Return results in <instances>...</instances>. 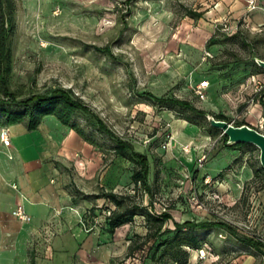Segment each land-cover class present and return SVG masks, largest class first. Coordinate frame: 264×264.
<instances>
[{
    "label": "rangeland",
    "instance_id": "obj_1",
    "mask_svg": "<svg viewBox=\"0 0 264 264\" xmlns=\"http://www.w3.org/2000/svg\"><path fill=\"white\" fill-rule=\"evenodd\" d=\"M235 1L236 18L230 0H15L10 91L24 100L64 90L91 114L75 112L70 127L47 116L30 132L27 119L5 126L0 116L16 146L0 150V264H175L158 259L160 252L150 259L141 217L109 235L115 208L96 199L103 193L128 197L123 209L224 223L238 238L264 241L259 150L227 146L205 116L146 96L185 101L264 134V69L253 60L264 62V0ZM188 11L203 16L190 19ZM96 120L147 158L148 191L133 185L135 166L114 155L115 142ZM18 162L28 172L4 178ZM12 183L26 200L54 193L65 202L48 221L28 215L31 222L20 223L9 211L20 205ZM192 232L200 248H184L187 264H244L246 257L264 264V249L220 228Z\"/></svg>",
    "mask_w": 264,
    "mask_h": 264
},
{
    "label": "trees",
    "instance_id": "obj_2",
    "mask_svg": "<svg viewBox=\"0 0 264 264\" xmlns=\"http://www.w3.org/2000/svg\"><path fill=\"white\" fill-rule=\"evenodd\" d=\"M15 11V0H0V116L4 117V125L19 124L24 119H27L25 128L30 132L37 129L41 119L50 116L54 117L62 126L70 127L69 121L75 112L88 115L91 114V111L79 100L73 99L68 92L58 89L48 95H32L24 100H18L17 96L9 89L11 37L14 31ZM186 16L190 19H201L203 13L188 11ZM95 50L111 56L107 48H95ZM146 96L149 100H152L156 105H160L161 107L170 105L184 109L197 117H204L206 115V113L195 109L185 101L167 98L156 99L149 94ZM214 118L220 121H227L221 116H214ZM96 125L98 131L108 135L115 142L113 149L114 155L131 162L135 166L131 175L133 185L141 186L145 191H148L149 165L147 158L144 155L136 153L130 143L114 137L101 121L96 120ZM243 125L250 127L244 123L237 125V127ZM76 133L82 137L80 133ZM222 138L226 145L227 138L224 135ZM236 146L240 147L241 145ZM259 171L264 176V171L261 168ZM96 199L107 201L115 208L106 219L107 233L109 235H113L114 231L119 227L133 222L135 217L144 219L146 234L143 240L145 243L152 241L150 251H153V253L150 256L151 260H154L155 253L160 252L158 257L160 260L168 258L175 264H187L186 259L188 253L184 248L193 251L199 250L200 248L199 240L192 232L195 229L206 230L209 228H220L235 237L238 243L243 246L254 250L264 249V244L261 242H256L248 238H238L232 228L224 223H194L191 221L177 223L173 221L169 213L154 215L146 212V210L139 206L123 209L124 202L129 200V198L116 195L115 193H103ZM167 222L172 223L173 229L164 227Z\"/></svg>",
    "mask_w": 264,
    "mask_h": 264
},
{
    "label": "crops",
    "instance_id": "obj_3",
    "mask_svg": "<svg viewBox=\"0 0 264 264\" xmlns=\"http://www.w3.org/2000/svg\"><path fill=\"white\" fill-rule=\"evenodd\" d=\"M229 4H231V12L233 14L232 17L236 18V8H239L238 7L239 5L238 4L236 5L235 0H230ZM218 10H222V9H218ZM210 14L212 16H214V13H210ZM221 15H224V11L221 13ZM52 125L54 126L55 123L52 122ZM19 133H20V135L23 134V132L21 133V131ZM12 139H13V141L16 142L15 136H13ZM11 146H12V142L10 140V146L8 148H4L0 145V150H3V149L8 150L10 148H13V150H15V147H16L15 144H14V147L13 146L11 147ZM9 168H10L9 170H6V175L3 176L4 178L11 176V174H13V172H15V171H18L19 174H23V172H25V174H26L28 172L27 167L22 162H18L17 164H15L14 166H11ZM50 183H51V181H50ZM13 184L14 183L10 184V188H11V190L15 191V193L17 195L15 198V203L20 204L23 207V210L25 211V213L27 215H29L31 217V219L37 220L40 223H42V221H48L51 218V215L53 214L54 210L58 209V207L62 204V202H65L64 197H62L60 195L56 196L54 193L47 195L45 198H43L41 200H39V199L36 201L29 200V199L26 200L25 198H23L19 194L18 188L12 189L11 185H13ZM9 211L12 212L13 207H12V209L9 208ZM251 260H253L251 257H246V261L244 262V264H251V262H252Z\"/></svg>",
    "mask_w": 264,
    "mask_h": 264
},
{
    "label": "water",
    "instance_id": "obj_4",
    "mask_svg": "<svg viewBox=\"0 0 264 264\" xmlns=\"http://www.w3.org/2000/svg\"><path fill=\"white\" fill-rule=\"evenodd\" d=\"M253 60L259 68L264 69L263 61L256 58ZM205 117L210 127L221 131L222 135L227 138V146L252 145L256 147L259 150L260 166L264 170V134H260L246 125L235 127L225 121L216 120L213 116L206 114Z\"/></svg>",
    "mask_w": 264,
    "mask_h": 264
},
{
    "label": "built area",
    "instance_id": "obj_5",
    "mask_svg": "<svg viewBox=\"0 0 264 264\" xmlns=\"http://www.w3.org/2000/svg\"><path fill=\"white\" fill-rule=\"evenodd\" d=\"M0 144L4 148H8L10 146L9 133L6 128L0 129ZM15 188V185H12V189ZM11 216L20 223H30V217L24 212L21 205H16L15 209H13V211L11 212ZM262 243L264 244V241Z\"/></svg>",
    "mask_w": 264,
    "mask_h": 264
}]
</instances>
